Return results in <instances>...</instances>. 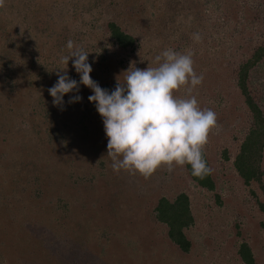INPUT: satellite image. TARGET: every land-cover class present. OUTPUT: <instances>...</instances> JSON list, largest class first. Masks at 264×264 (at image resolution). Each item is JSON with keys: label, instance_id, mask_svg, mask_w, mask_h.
Masks as SVG:
<instances>
[{"label": "rangeland", "instance_id": "obj_1", "mask_svg": "<svg viewBox=\"0 0 264 264\" xmlns=\"http://www.w3.org/2000/svg\"><path fill=\"white\" fill-rule=\"evenodd\" d=\"M22 1L29 2L19 0ZM103 1L98 6L99 3H91L84 7L83 13H86L75 21L69 19L66 25L68 28L70 23H77L84 17L85 22L93 20L91 26L97 27L106 18H115L136 38V48L127 56H115L98 28L85 31L84 36L76 41L77 46L85 51L97 45L95 52H87L93 69L91 78L100 87L107 83L114 89L117 79L123 83L121 74L130 65L140 69L157 67L155 57L167 48L193 53L194 69L203 75L204 80L191 95L196 96L202 109H212L218 118L219 127L211 131L203 152L213 169L220 204L216 205L211 194L194 187L187 180L182 166H175L171 173L167 166H162L149 178L124 170L114 172L107 156L108 138L103 119L99 115L88 120L90 117L85 108L93 93L83 86L78 93L82 97L79 102L69 104V98L77 94L69 93L62 106L64 113L73 109L70 115L66 114L71 123L84 117L79 125H75L76 130L64 131L58 147L51 143L47 129L41 141L36 142L35 149L20 148L28 155L26 161L34 166L35 160H41L47 170L57 165L58 169L52 170L54 173L49 178L66 186V193L55 195L59 201L67 198V216L60 218L65 224L58 233L59 228L53 233L48 232L44 246L29 236L20 241L10 239L4 246L0 245V264H239L235 250L242 241L249 245L255 264H264V232L258 226L264 223V193L257 184L243 186L231 166L233 155L247 131L249 118L234 91L233 70L236 61L245 58L247 50L264 36L263 0H119L127 6L123 14L118 6ZM15 3L18 4L17 0H13ZM6 9L15 10L12 7ZM146 9L151 10L149 13L165 11L167 14H161L160 18V13H155L157 19H154L145 13ZM143 16L150 26L142 27ZM196 34L200 36L199 41L194 39ZM50 37V43L58 38L55 35ZM52 52L48 53L53 64L51 67L57 70L68 67L71 72H67L68 76L79 82L80 75L72 60L68 65L62 64L59 62L64 55L62 51ZM116 65L117 70L121 68L123 71L114 70L112 66ZM263 76L264 69L255 74L256 88L264 84ZM258 90L264 104V85ZM175 95L183 98L188 93L182 88ZM40 100L49 109L51 100L46 97ZM261 110L264 114L263 107ZM28 112H31L29 107L22 112L23 118ZM55 114L49 118L52 117L51 122L57 129L62 121ZM17 115H21V111ZM12 121L15 119L1 123L2 129H12ZM9 122L11 124L7 126ZM18 127L25 136L31 135L32 131L25 129L27 123ZM11 131L15 133V130ZM49 146L54 148L48 151ZM223 151L228 158L226 161L222 157ZM18 161L24 162L21 158ZM24 166L29 176L32 167L30 164ZM261 166L264 189V156ZM180 192L189 198L194 221L187 231L192 250L186 256L167 243L163 227L154 223L150 215L157 198L171 199ZM1 239L3 243L8 241L6 236Z\"/></svg>", "mask_w": 264, "mask_h": 264}, {"label": "trees", "instance_id": "obj_2", "mask_svg": "<svg viewBox=\"0 0 264 264\" xmlns=\"http://www.w3.org/2000/svg\"><path fill=\"white\" fill-rule=\"evenodd\" d=\"M17 2L18 4H13V0H5L7 3L5 9L0 8V245L4 246L10 239L20 241L29 236L30 239L36 238L44 246L49 237L48 232L53 233L59 228L58 233L65 224L60 222V218L67 216V198L59 201L55 195L64 192L66 186L61 183L56 184L58 181L49 178L54 173L52 170L58 169L56 164L47 170L44 164L40 163L41 160H35L36 166H34L33 163L26 161L28 155L24 151L21 152L20 148L28 146L30 151L35 149L36 142L41 141L47 129H49L51 143L58 147L62 133L68 129L76 130L75 125H79L84 119V117H78L75 123H71L70 116L66 117V114L70 115L73 109L70 108L67 113H64L62 107L53 105V98L48 89L56 83L58 76L57 68L51 67L53 64L49 61L48 53L62 51L61 53L66 55L68 53L66 45L69 40L77 46L76 41L84 36L85 31L91 32L95 28L101 29L105 41L109 43L108 46L115 56L129 55L136 48V38L121 27L115 18H106L100 26L94 27L91 26L93 20L85 22L83 17L77 23H70V29L66 27L69 19L75 21L78 16L86 13H83L84 7H88L91 3H99L98 6L104 2L103 0H29L28 3L23 1L20 3L17 0ZM107 2L111 4L110 6H118L121 14L126 11L127 6L119 0ZM262 2L264 4V0ZM20 4L21 7L17 6ZM7 7L15 8V10L8 11ZM148 11L151 10L145 13L154 19H157L155 13H160L158 14L160 18L161 14L163 16L167 14L165 11L155 13ZM87 13L92 15L91 11ZM142 20H145L141 22L144 28L148 23L145 16ZM161 24L162 27L165 26L164 23L161 22ZM142 27L138 28L143 29ZM53 35L60 36L50 43V36ZM96 48L97 45L92 49L88 47L86 51L95 52ZM103 49L100 48V50ZM112 68L117 70V65ZM261 68L264 69V36L247 50L245 58L236 61L233 70V88L249 118L247 131L233 155L231 166L243 186L257 184L264 193L261 166L264 156V114L261 107L264 108V104L258 90L264 84L257 88L254 86L255 74L259 70L262 71ZM68 70L67 67L66 71L70 74ZM122 71L121 68L117 70L118 73ZM121 75L124 78L127 74L122 72ZM83 86L81 84L80 88ZM101 87L109 91L114 90L107 83ZM43 97L51 100L48 102L49 109H46V105L40 100ZM65 97H68L67 94L64 99ZM88 104L85 108L90 117L88 120H94L99 113L93 102ZM28 107L31 112L23 118L22 112ZM19 111L21 115H17ZM53 113H56L58 120L62 121L61 125H57V129L51 122L52 117L49 118ZM11 118L15 119L12 121L14 127L2 129L1 123ZM23 123L25 125L27 123L25 129L32 131L31 135H26L27 137L18 130V126H23ZM9 124L11 122L7 126H10ZM11 130H15V133ZM54 146H49L48 151ZM203 156L210 166L204 152ZM16 157L24 162H19ZM222 157L225 161L228 159L225 151L222 152ZM24 164H30L32 167V169L29 168V176L24 171ZM182 167L187 180L197 189L211 194L216 205H219L213 171L211 175L200 179L191 175L190 165ZM150 215L154 223L163 227L167 243L180 255H189L192 244L187 231L193 226L194 221L188 196L180 192L171 199L159 197ZM258 226L264 232V223L261 222ZM3 236L8 238L6 243H3L1 239ZM235 255L239 264H255L251 249L245 241L238 244Z\"/></svg>", "mask_w": 264, "mask_h": 264}, {"label": "clouds", "instance_id": "obj_3", "mask_svg": "<svg viewBox=\"0 0 264 264\" xmlns=\"http://www.w3.org/2000/svg\"><path fill=\"white\" fill-rule=\"evenodd\" d=\"M4 7L5 0H0V8ZM194 39L199 41L200 36L196 34ZM66 47L69 51L59 62L68 65L72 60L80 80L71 79L67 67L58 69V80L48 89L52 103L62 107L69 93H77L69 98V104L79 102L81 84L92 90L88 100L103 119L107 156L114 172L124 170L149 178L162 166L171 173L175 166L190 165L193 177L203 179L212 174L203 148L211 131L219 127L218 118L212 109H202L191 95L204 80L194 69L191 51L167 48L155 57L157 67L130 65L124 82L117 79L114 90L109 91L91 78L89 52L72 40ZM182 88L188 96L177 97L175 93Z\"/></svg>", "mask_w": 264, "mask_h": 264}]
</instances>
